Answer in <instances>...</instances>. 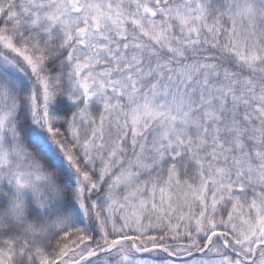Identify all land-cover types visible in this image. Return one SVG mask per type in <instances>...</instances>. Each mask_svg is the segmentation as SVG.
I'll return each mask as SVG.
<instances>
[{
  "label": "snow or ice",
  "instance_id": "1",
  "mask_svg": "<svg viewBox=\"0 0 264 264\" xmlns=\"http://www.w3.org/2000/svg\"><path fill=\"white\" fill-rule=\"evenodd\" d=\"M0 264H264V0H0Z\"/></svg>",
  "mask_w": 264,
  "mask_h": 264
}]
</instances>
